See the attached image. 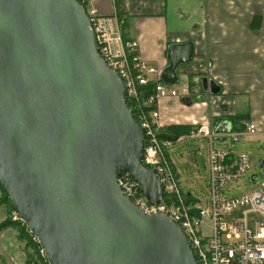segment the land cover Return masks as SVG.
<instances>
[{"label": "water", "instance_id": "water-1", "mask_svg": "<svg viewBox=\"0 0 264 264\" xmlns=\"http://www.w3.org/2000/svg\"><path fill=\"white\" fill-rule=\"evenodd\" d=\"M192 57V44L169 47L162 82ZM125 97L76 0H0V188L48 264H197L177 225L116 184L128 174L150 205L162 199Z\"/></svg>", "mask_w": 264, "mask_h": 264}, {"label": "built area", "instance_id": "built-area-1", "mask_svg": "<svg viewBox=\"0 0 264 264\" xmlns=\"http://www.w3.org/2000/svg\"><path fill=\"white\" fill-rule=\"evenodd\" d=\"M78 3L88 17L98 56L123 84L125 103L134 110L143 132L142 165L155 174L162 199L157 206L150 205L128 174L116 179L121 194L144 216L161 215L177 225L197 264H264V185L250 194L226 197V188L250 172L249 154L214 146L215 141L222 143L227 137L238 142L243 136H253L255 126L244 124L240 131H234L229 124V132L219 136L215 130L224 123L216 124L208 118L175 139L161 137L163 128L157 110L160 100L176 99L181 103L182 99H191L194 105L210 106L211 94L203 91L201 84L202 79L210 80L208 55L193 58L189 64L178 67L176 83L178 75L184 83L167 85L161 80L162 72L141 59L138 43L123 38L116 13L113 17H104L97 13L91 0H78ZM148 87L151 94L142 99L143 91ZM194 137L206 139L209 144L206 207L190 193H183L169 160V150L174 144ZM220 137L223 141L218 140ZM254 179V176L250 177L251 182ZM14 221L21 222L15 213ZM204 226L209 228V235L203 234ZM31 237L38 245L37 239ZM38 255L47 262L39 245Z\"/></svg>", "mask_w": 264, "mask_h": 264}, {"label": "crops", "instance_id": "crops-1", "mask_svg": "<svg viewBox=\"0 0 264 264\" xmlns=\"http://www.w3.org/2000/svg\"><path fill=\"white\" fill-rule=\"evenodd\" d=\"M119 1L124 10L122 36L138 43L146 64L162 72L168 66V48L187 43L193 45L192 59L205 55L210 59V80L220 93L210 96L209 107L160 100L162 128L193 127L210 118L216 124L235 122L236 129L252 124L254 140L264 142V0ZM91 3L99 15L114 16V0ZM11 230L0 232L1 252L8 264H25L24 250L11 248L6 241L13 236Z\"/></svg>", "mask_w": 264, "mask_h": 264}, {"label": "rangeland", "instance_id": "rangeland-1", "mask_svg": "<svg viewBox=\"0 0 264 264\" xmlns=\"http://www.w3.org/2000/svg\"><path fill=\"white\" fill-rule=\"evenodd\" d=\"M178 82L175 86L184 83L180 75ZM194 105V104H193ZM196 105V103H195ZM233 130H236V123L233 122ZM188 126V125H182ZM180 136V135H178ZM178 136L172 135L170 138L175 139ZM256 135L244 136L242 140L238 142H232L229 137L224 142L220 143L215 141L214 146L230 151V152H246L249 154V160L251 164L250 172L243 178L239 179L232 185L228 186L224 191L226 197H237L245 194H250L253 190L264 185V167L260 164L264 161V142L255 141ZM208 149L209 144L206 139L194 137L184 140L181 143H176L169 150V160L177 174L178 181L181 184V188L184 194L190 193L194 198L199 200L203 206L206 207V201L208 200ZM254 176V182L250 181V177ZM11 221L22 224L20 221H14V213L8 206L7 198L4 196L0 189V221ZM5 230H10L5 229ZM4 230V231H5ZM27 230V229H26ZM13 236L11 239L6 240L11 248L24 249V243H20L16 240V230L12 229ZM2 232V231H1ZM203 234L209 235V228L204 226ZM3 247L0 243V264H8L7 257L1 252ZM31 251H28L30 258ZM25 258L28 255L24 252Z\"/></svg>", "mask_w": 264, "mask_h": 264}, {"label": "trees", "instance_id": "trees-1", "mask_svg": "<svg viewBox=\"0 0 264 264\" xmlns=\"http://www.w3.org/2000/svg\"><path fill=\"white\" fill-rule=\"evenodd\" d=\"M78 2V0H76ZM115 3V13H116V17L119 23H121V28L123 25V17H124V10H123V2L119 1V0H114ZM122 32V29H121ZM151 94V88L148 87L146 89H144L143 91V95H142V99L146 98L148 95ZM126 106L128 109H131V106L129 105L128 102H126ZM133 112V119L134 121L138 124V121L136 119L134 110H132ZM215 123V122H214ZM232 127V126H231ZM240 131V129H236L234 131ZM190 131V126H182V125H171L168 127H165L162 129V138H166V137H171L172 135L174 136H178V135H182V134H186ZM1 189V188H0ZM2 191V189H1ZM2 193L4 194V196L7 198V202H8V206L9 208L12 210L10 204H9V200L8 197L6 196V194L2 191ZM13 212V211H12ZM14 229L16 230V240L20 243H24V252L28 255V251L30 250L32 253L31 255L35 258L32 259V257L30 258V256L28 255L25 264H48L46 261H44L42 258L39 257L38 255V245L35 244L32 240L31 235H29L28 230H26L27 228L24 226V224H19L17 222H11V221H6L4 220L3 222L0 223V232L4 231L5 229Z\"/></svg>", "mask_w": 264, "mask_h": 264}, {"label": "bare ground", "instance_id": "bare-ground-1", "mask_svg": "<svg viewBox=\"0 0 264 264\" xmlns=\"http://www.w3.org/2000/svg\"><path fill=\"white\" fill-rule=\"evenodd\" d=\"M28 233H30L29 231H28ZM31 234V233H30ZM32 235V234H31ZM33 236V235H32ZM34 237V236H33ZM38 245H39V243H38Z\"/></svg>", "mask_w": 264, "mask_h": 264}]
</instances>
